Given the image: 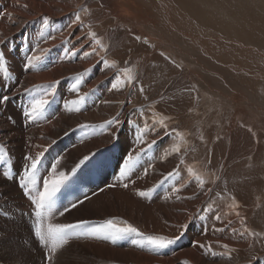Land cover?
I'll return each mask as SVG.
<instances>
[{"label": "bare ground", "instance_id": "1", "mask_svg": "<svg viewBox=\"0 0 264 264\" xmlns=\"http://www.w3.org/2000/svg\"><path fill=\"white\" fill-rule=\"evenodd\" d=\"M23 1L0 0V11L3 8L6 10L3 15L0 14V55L6 57V64L11 74L8 80H4L0 75V95H9L11 101L12 98L15 101V98L23 100V103L18 104L22 106V112L19 109L15 111L17 135H11L8 129L0 127V145L13 156L20 152L19 147L22 149L27 147L24 150V157H35L38 153H42V156L36 173V188L29 195H26L27 190L19 185L18 194L12 191L13 186L19 184L23 166L29 161L26 160L22 165L19 164L20 162L17 164L15 162L20 166L11 164L10 168L6 169L12 172L14 180H7L0 174V264H43V261L48 263L45 259L47 249H43L31 237L26 226L31 220L36 221L33 198L36 191H42L43 182L52 176V166L57 160L60 161L56 165L57 174L62 171L69 176V179L56 195L63 199V207L58 209L54 205L56 204L54 200L52 215L48 222L88 221L86 227L91 229L107 219L116 220L117 226H122L119 221L124 220L137 227L145 236L165 235L169 238L180 236V239L165 249H153L143 242V237L134 234L117 239L114 243L98 238L74 236L66 245L58 249L54 257L55 264H264V207H262L264 203L262 206H257L258 211L251 213L253 209L250 200L238 193H224V197L228 199L227 203L211 202V195L218 200L215 194L217 182H214H219L227 169L234 170L242 157L239 161L233 160L229 165H224L222 153L224 149L220 147L214 153L212 167L219 166L214 180V172L209 177L208 167L205 165L206 158L197 159L198 152L200 153L203 148L195 142L187 141L188 130L185 118L187 107H182V115L179 117L157 115L156 105L159 104H156L157 101H163L165 98L167 101H172L177 95L176 88L182 87L178 83H183L184 76L177 74L178 80L175 83L172 85L173 81L166 83L171 88L163 87L157 96L148 99L144 96L145 92L161 82L156 73L150 75L148 69L139 70L143 76L150 75L148 83L138 79L139 71L130 67L133 70L134 80L125 83L124 71L116 72V68L105 67L103 64V61L107 60L110 65L114 62L123 65L125 58L121 54L126 52L125 49L119 51L114 54V58L110 55L113 53L106 44L107 39L106 42L100 41V45L95 43L90 33H93L92 26L102 23L103 20L97 21L101 19L99 15L97 17V14L95 15V21L80 22V24L81 19L76 20V11L71 15L67 14L76 9V3H73L75 0H65L64 5L62 3L57 5V0H32L34 4H29L32 6L29 8L22 4ZM101 1L107 10L112 9L113 4L109 0ZM53 5L58 8H54ZM119 7L121 9L120 5ZM98 10L105 9L98 8ZM92 12L97 13L94 6L90 7V13ZM12 16L14 19L10 18ZM45 20L48 21L47 24L44 23ZM56 21L62 24L57 26L54 24ZM27 23L30 26L25 25ZM25 26L28 27L24 28ZM33 30L36 35L33 40L23 38L24 34L28 35ZM107 37L109 40V35ZM133 47L142 51L140 44L133 43ZM13 49L15 53L12 52ZM102 54L104 59H100ZM108 56H112L113 59ZM32 57L37 58L33 60L34 66L28 65V59ZM163 65L167 64L162 63L161 66L164 67ZM117 77H120L118 83ZM77 78H79L78 85ZM114 83L117 84L116 88L112 87ZM134 90L140 93L139 98L131 97ZM85 94L87 96L80 106V111H70L69 109H74L75 105L69 102ZM41 96L49 101L42 115L35 121L26 119L23 110L33 99H39ZM208 100L209 95L202 100L204 109ZM12 116L14 113L7 105L0 106V123L2 117ZM134 117H138L136 120L133 119L135 124L125 125V119L128 121ZM201 117L196 116L198 123H201ZM113 119H119L120 124L110 126L107 130L100 127ZM161 119L164 120L163 124L159 122ZM137 124H140L139 127L135 126ZM82 125L94 127H81ZM177 132L183 138L182 141L177 138ZM138 134L143 136L142 142L137 140ZM21 144L23 146H20ZM174 145H179L178 152L172 151ZM254 146L257 153L263 148L261 144ZM129 155L133 156V161L130 175L123 181L128 183V187L124 188L120 186L119 170ZM84 156H89V160L73 175L71 169ZM8 157L10 156L0 160L11 163L12 160ZM252 159L249 153L248 166L247 163L239 165L236 174L242 172L244 176L249 174L250 161L259 160ZM189 168L194 174L202 176L203 185H198L194 176L189 175ZM170 172L175 175L168 177L167 174ZM262 182L263 176L261 185ZM258 184L259 182L255 190L258 189ZM173 188L180 190L173 193ZM237 188L242 192L241 194L251 190L248 183L237 184ZM149 189H153L149 196L139 197L136 194L139 190ZM95 191L100 192L88 199V194ZM67 197L69 200L65 202ZM58 199L57 202L61 200ZM234 201L236 206L231 207ZM73 204L77 206L72 207ZM61 211L63 215L59 214ZM217 216L220 220L216 219ZM57 217L61 218L57 219ZM182 225H186V228L181 227ZM253 236L257 241L252 239ZM223 245H228L229 248L225 249ZM70 255L74 256L72 259L69 258L71 261L68 262L66 258Z\"/></svg>", "mask_w": 264, "mask_h": 264}, {"label": "rangeland", "instance_id": "2", "mask_svg": "<svg viewBox=\"0 0 264 264\" xmlns=\"http://www.w3.org/2000/svg\"><path fill=\"white\" fill-rule=\"evenodd\" d=\"M31 1L24 0L22 4H25L29 8L32 7L29 4H34ZM65 2V0H57V5L61 3L64 5ZM109 2L113 4V7L107 10L101 0H75L73 3H76V9L69 11L70 13L67 12V14L71 15L76 11L75 14L79 15L81 19L79 23L92 22L93 20L95 21L96 18L94 19V17L96 14V17L100 16L101 19H97V21L103 20L102 25L99 24L91 27V30L96 34V38L105 42L107 39L108 43L106 42V44L112 51L113 54L110 55L113 57L114 54L124 49L126 52L125 54H123L124 52L121 54L125 58L123 61L125 65L121 64L120 66L114 62L115 66H111L114 69L116 68V72L123 71L122 68L126 69L127 67L129 69L131 67L138 71L140 69H148L151 72L150 75L156 73L155 75L159 76L161 82L157 83L159 85H155V88L151 87L145 92L144 96L146 98L149 99V97L153 98L157 96L163 87L171 88L166 83L172 81L171 85L175 83L178 80L177 74L185 77H182L183 83H178L182 87L176 88L177 95L172 98V101H167V98H165L163 101L158 100L157 103L155 102L156 104L159 103L158 105L155 104L158 108L157 115L161 117L170 115L179 117V115H182V107H187L185 115L188 130L187 141L195 142L196 145H200L203 148L200 153L198 152L197 159L204 160L206 158L207 164L205 165L208 167L209 177L214 172V180H216L215 175L217 176L219 168L217 165L212 167L215 159L214 153L220 147L224 149V151L221 150L224 165H229L233 160L239 161L242 157L237 163V167L241 164L246 165V163V166H248L247 159L249 153L253 157L252 160L258 158L259 160L255 162L250 161V168L254 169L249 168V174L246 176H244L243 172L242 174H236L237 167L234 170L227 169L221 180L214 182H217L215 194L218 200H215L211 195V202L219 204L223 202L227 203L228 199L224 197V193L244 195L250 200V205L252 204L251 208L253 211L251 213L258 211L257 206H262V203H264V0H109ZM53 6L54 8H58L55 5ZM93 6L97 13H90V7ZM98 8L105 10L99 11ZM5 12L6 10L3 8L0 14L3 15ZM10 18L14 19L13 16ZM54 24L58 26V24L62 23L56 21ZM34 31L29 32L28 35L24 34L23 38L29 41L33 40L36 37ZM21 32H23V29ZM107 33H109V40ZM133 43L140 44L142 51L134 48ZM127 44L128 46H126ZM127 47L128 50H126ZM12 52L15 53V50L13 49ZM129 52L132 53L129 54ZM103 55L100 56V59H104ZM153 55L156 56L155 59ZM112 56L108 57L113 59ZM163 60L164 62H162ZM162 63L167 65H163L164 67H162ZM156 64L158 66L161 65L159 68H155ZM165 66H168L170 69ZM131 68L130 70L133 73ZM160 70H162V73H157ZM139 72L137 78L148 82L150 75L146 77ZM174 72L177 73L175 74ZM163 76L167 77L164 78ZM163 79L164 81H162ZM123 81L125 83L128 82L126 78ZM185 87L186 89H184ZM190 95L192 98H190ZM208 95L209 100L206 104V109H204L202 100L204 97H208ZM131 97L139 98L140 93L134 90V94ZM175 98L178 101H182L178 102ZM12 99L13 102L9 100L6 105L14 113V116L11 117V120L2 117L0 127L8 129L7 131L11 135H17L18 125L15 111L19 109L22 112V106L19 105L21 102L23 103V100L20 98H15L16 101L14 98ZM168 103L170 104L168 105ZM179 103L181 106H179ZM152 113H154V110ZM195 113H198L200 117L202 116L200 119L201 123H198L196 119L198 115ZM136 118L138 117L131 118L128 121L125 119V125L132 126L135 124L134 120ZM139 125L135 126L139 127ZM254 144H261L263 146L259 152L260 154L256 152ZM20 146L23 145L21 144ZM26 148L22 149V147H19L18 149H21L18 153L19 155L15 154V157L5 150L12 162L0 160V174L3 173V170L5 171L10 168L11 164L14 166L15 162L16 164L20 162L19 164L22 165L26 161L24 157V150ZM16 164V167L20 166ZM262 176L263 182L261 185ZM244 177L246 180H244ZM258 182V189L255 190ZM247 183L251 187V190L246 193L247 195L241 194L242 192L238 191L237 184L244 185ZM18 185H16L17 187L13 186V189L8 184L15 194L20 192ZM98 192L90 193L92 194L91 196L88 194L90 197L88 196L87 198H92ZM57 197L56 199L59 198L58 201L61 199V202H57L55 199L56 202H54L56 204L54 205L58 209H61L64 201H62L61 197ZM68 200L69 197L65 199V202H68ZM59 203L62 204L60 205ZM60 218L57 217V219ZM252 239L257 241L255 236ZM73 256L70 255L66 260L68 262L71 261ZM55 262L56 259H54V264Z\"/></svg>", "mask_w": 264, "mask_h": 264}, {"label": "snow or ice", "instance_id": "3", "mask_svg": "<svg viewBox=\"0 0 264 264\" xmlns=\"http://www.w3.org/2000/svg\"><path fill=\"white\" fill-rule=\"evenodd\" d=\"M76 20H80V16H76ZM45 24L48 23L47 20L44 21ZM90 36L94 39L95 43L97 45H100L101 42L99 39L96 38V34L90 33ZM103 47V46H102ZM84 55H88V53H84ZM37 59L36 57H32L28 59V65H33V60ZM103 64L105 67L109 66H115L114 64L110 65L109 61L104 60ZM124 74L129 83H131L134 80V75L132 74L130 69H124ZM0 75H2L4 80L10 79L9 69L6 64V57L4 55H0ZM120 77H117V83L119 82ZM79 84V78H77V85ZM75 87V86H74ZM113 88L117 87V84L114 83L112 85ZM141 91H143V88L141 87ZM50 94V93H49ZM87 94L84 96H79L77 100L70 101L69 103L72 105H75L74 109H69L70 111L74 110L79 112L80 106L83 104L84 100L86 99ZM10 100V96L0 95V106L6 105ZM49 103V101L44 97L41 96L39 99H33L30 103V105L23 110V116L30 120L35 121L37 120L43 113L46 105ZM11 120V117H9ZM160 124L164 123V120L161 119ZM120 121L119 119H113L105 122L104 125H101L100 127L104 130H107L110 126L113 125H119ZM81 127H94L90 125H82ZM142 131V130H141ZM177 138L182 141V137L180 136V133H176ZM138 141H143V136L141 134L137 135ZM155 143V141H153ZM151 145H149L150 147ZM143 151V149H141ZM172 151L178 152L179 151V145H174L172 148ZM7 156V152L5 151L4 147L0 145V159H4ZM42 153H38L35 157L32 156H26L25 159L29 161L28 164L23 166V174L19 177V186L22 189H26V195H29L33 190L36 188L37 183V169L38 165L41 160ZM89 156H84L78 164L71 169V172L73 175L77 172V170L80 168L81 165H83L86 161L89 160ZM133 161V156L129 155L128 159L124 162V165L119 170V178H120V186L127 188L128 183H124L131 171V162ZM59 160L56 161V164L52 166V176L43 182V189L42 191H36V194L33 198L34 208H35V218H36V224L34 228V236L38 239L39 245L41 247H44L47 249V253L45 256L46 261L48 264H54V257L57 254L58 249H61L64 245L68 243V241L76 236V237H92V238H98L103 240H109L113 243L124 236L127 235H136L138 237H143V242L152 247L153 249H165L168 246L174 244L178 239H180V236H177L175 238H169L165 235H148L145 236L144 233L140 232V230L132 225L131 223L120 220L119 224L122 226H117V221L114 219H107L103 223L99 224L98 226L87 229L88 221H80L77 223H50L48 222L50 216L52 215V207L53 202L56 198L57 193L60 191V189L67 183L69 176L65 174L64 172H59L57 174V167L56 165L59 164ZM189 175H193L194 179L196 180L198 185H203L204 180L202 179L201 175H196L193 173L192 169H188ZM3 178L7 180H14L15 177H13L12 172L10 170H5L2 173ZM175 175V173H168L167 176L171 177ZM113 187L116 185H112ZM179 188H173L172 192H178ZM153 189H149L148 191L139 190L137 191V195L139 197H146L151 194ZM76 204H73L72 207H76ZM235 201L233 202V205L231 207H235ZM60 215H63V211L59 213ZM217 220H220V217H216ZM181 227L186 228V225H182ZM183 235V232L181 233V236ZM250 235H255L250 233ZM143 246V245H142ZM203 247V246H201ZM225 249H228V245H223ZM209 248L211 246L209 245ZM230 258V257H229Z\"/></svg>", "mask_w": 264, "mask_h": 264}]
</instances>
